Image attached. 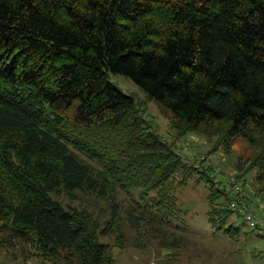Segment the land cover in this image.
Listing matches in <instances>:
<instances>
[{"label":"trees","instance_id":"16d2710c","mask_svg":"<svg viewBox=\"0 0 264 264\" xmlns=\"http://www.w3.org/2000/svg\"><path fill=\"white\" fill-rule=\"evenodd\" d=\"M111 75L180 137L216 138L226 154L246 141L264 193V0H0V247L115 264V248L142 244L126 232L185 228L177 191L194 173L213 228L239 236L228 193Z\"/></svg>","mask_w":264,"mask_h":264},{"label":"rangeland","instance_id":"374dc122","mask_svg":"<svg viewBox=\"0 0 264 264\" xmlns=\"http://www.w3.org/2000/svg\"><path fill=\"white\" fill-rule=\"evenodd\" d=\"M110 80L125 94L136 97L142 104L143 116L153 121L162 137L176 144L194 168L207 169L217 187L222 186L229 177H236L242 183L247 204L264 210V193L258 194L259 185L256 181L258 169L245 171L249 167L246 162L254 157L246 141L236 140L231 153L226 154L222 148L215 150L216 138L194 133L180 137L172 127L171 115L150 101L133 81L122 75H111ZM205 158L209 163L204 162ZM199 175L194 173L188 185L177 191L178 203L184 211L185 228H176L174 224L149 231V227L144 226L141 231L126 232L128 237H138L142 244L129 245L123 250L115 248V264H264V237L258 231L247 228L239 218L232 219V213L227 225L230 222L239 225V236L230 237L213 228L208 217V187L204 182L198 183ZM228 195L227 199L230 200ZM62 200L66 201L64 198ZM124 206L127 207L126 204ZM99 208H96V213ZM175 238L178 247L170 245ZM105 242L113 244L116 241L112 238ZM0 264L48 263L43 262L30 245L17 244L0 247Z\"/></svg>","mask_w":264,"mask_h":264},{"label":"built area","instance_id":"2783aa9c","mask_svg":"<svg viewBox=\"0 0 264 264\" xmlns=\"http://www.w3.org/2000/svg\"><path fill=\"white\" fill-rule=\"evenodd\" d=\"M204 162L209 163L206 158ZM221 185L219 188L230 194L228 206L232 213V219L239 218L250 230L264 234V210L251 207L247 204L246 194L242 191V183L232 176ZM237 223L239 224V221Z\"/></svg>","mask_w":264,"mask_h":264}]
</instances>
